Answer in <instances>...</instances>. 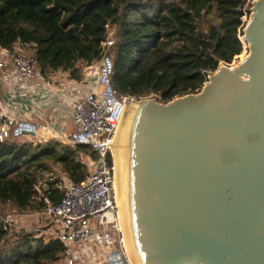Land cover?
I'll use <instances>...</instances> for the list:
<instances>
[{
    "label": "trees",
    "instance_id": "obj_1",
    "mask_svg": "<svg viewBox=\"0 0 264 264\" xmlns=\"http://www.w3.org/2000/svg\"><path fill=\"white\" fill-rule=\"evenodd\" d=\"M252 0H0V47L26 49L38 72L69 71L108 57L111 89L119 96L159 102L197 93L209 74L243 51L240 38ZM114 30L111 44L107 35ZM12 134L0 142V216L34 213L57 204L59 173L85 178L90 145L33 143ZM66 245L36 230L5 229L0 264H61Z\"/></svg>",
    "mask_w": 264,
    "mask_h": 264
},
{
    "label": "water",
    "instance_id": "obj_2",
    "mask_svg": "<svg viewBox=\"0 0 264 264\" xmlns=\"http://www.w3.org/2000/svg\"><path fill=\"white\" fill-rule=\"evenodd\" d=\"M242 37L197 93L126 102L132 264H264V0Z\"/></svg>",
    "mask_w": 264,
    "mask_h": 264
},
{
    "label": "built area",
    "instance_id": "obj_3",
    "mask_svg": "<svg viewBox=\"0 0 264 264\" xmlns=\"http://www.w3.org/2000/svg\"><path fill=\"white\" fill-rule=\"evenodd\" d=\"M108 44L112 43L107 40ZM0 47V68L10 65L19 80L39 74L37 64L32 56L13 53ZM111 71V70H110ZM107 61L102 60L98 83L100 88L86 93L71 102L74 132L67 140L68 144L90 145L97 152L95 160H82L89 165L85 178L74 183L61 180L58 189L62 192L60 201L50 205L47 197L44 201L48 209L50 225L39 232L62 241L66 245L64 264H76L80 253L77 247L86 246L89 239L101 242L107 234L113 235V249L102 257L98 264H132L121 226L120 208L115 186V168L109 158L120 119L129 96H119L112 89L109 92ZM35 125L19 122L15 117L0 109V142L12 134H34ZM12 216H0L5 229L16 228ZM116 236V237H115ZM84 253H89L84 248ZM101 259V257H98Z\"/></svg>",
    "mask_w": 264,
    "mask_h": 264
},
{
    "label": "crops",
    "instance_id": "obj_4",
    "mask_svg": "<svg viewBox=\"0 0 264 264\" xmlns=\"http://www.w3.org/2000/svg\"><path fill=\"white\" fill-rule=\"evenodd\" d=\"M12 51L31 56L19 45ZM101 68L102 61L84 66L79 80L72 79L69 71L63 70L53 71L47 76L39 73L34 77L19 80L10 65L0 68L1 111L15 117L19 122L36 126L34 134H25L19 140L33 143L57 140L67 143L75 128L71 102L93 89L99 90L98 78ZM84 159L87 157H82V160ZM59 174L62 175L63 172ZM62 179L70 181L64 174ZM93 239H89L86 246L76 248L78 253L83 252L77 256L76 264H98L102 262V257L114 248L113 235L107 234L101 242H94ZM84 248L88 249V252L97 253V256L84 253ZM63 262L61 264H64Z\"/></svg>",
    "mask_w": 264,
    "mask_h": 264
},
{
    "label": "bare ground",
    "instance_id": "obj_5",
    "mask_svg": "<svg viewBox=\"0 0 264 264\" xmlns=\"http://www.w3.org/2000/svg\"><path fill=\"white\" fill-rule=\"evenodd\" d=\"M123 119L124 112L120 119V123L111 148L115 164V186L120 208L121 226L124 233L126 248L131 256V249L133 247L132 245L135 244V224L133 220L132 204L129 202V199L127 197V191L129 188V179L126 172L127 161L124 158V152L121 147L123 146L122 138L126 136L127 131V125H123Z\"/></svg>",
    "mask_w": 264,
    "mask_h": 264
},
{
    "label": "rangeland",
    "instance_id": "obj_6",
    "mask_svg": "<svg viewBox=\"0 0 264 264\" xmlns=\"http://www.w3.org/2000/svg\"><path fill=\"white\" fill-rule=\"evenodd\" d=\"M253 1V0H252ZM249 19V17H245L244 20L247 22ZM113 31V30H111ZM110 31V32H111ZM243 51L241 52V54H239L238 56H236L233 61L229 64H221L222 65H228L230 67H234L235 65H237V63L242 60L248 53V45L247 43H243ZM95 66V65H93ZM99 66V63H98ZM219 66V67H220ZM94 70V67H92V71ZM212 74V73H211ZM210 75V74H209ZM208 79V78H207ZM100 84V83H99ZM100 86V85H99ZM119 126V125H118ZM87 157V161L90 160H95V159H91L90 157ZM109 158L111 159V161H113L114 164V160H113V153H112V148H111V153H109ZM87 169L89 168V165L85 164ZM115 166V164H114ZM60 177H62L61 174H59ZM3 216H7V215H11L12 216V222L15 223L16 228H12L14 230H18V229H26V230H36L39 232V229H46L49 225H50V220L48 219V215L45 214L44 212H34V213H17V212H13L12 209H10L8 206L5 207V211L4 214H2ZM44 234V233H43ZM44 236L47 238V235L44 234ZM116 237V236H115ZM90 256H97V253H91L89 252Z\"/></svg>",
    "mask_w": 264,
    "mask_h": 264
}]
</instances>
